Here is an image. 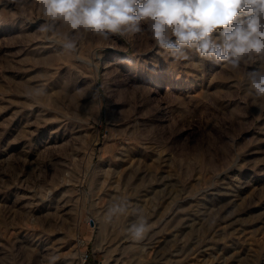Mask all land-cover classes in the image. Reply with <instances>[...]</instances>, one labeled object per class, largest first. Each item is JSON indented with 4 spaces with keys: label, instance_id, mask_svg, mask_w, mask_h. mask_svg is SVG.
Instances as JSON below:
<instances>
[{
    "label": "rangeland",
    "instance_id": "1",
    "mask_svg": "<svg viewBox=\"0 0 264 264\" xmlns=\"http://www.w3.org/2000/svg\"><path fill=\"white\" fill-rule=\"evenodd\" d=\"M38 3L0 0V264H264V100L246 69L174 62L147 34L67 53ZM117 197L148 218L143 241L130 210L108 220Z\"/></svg>",
    "mask_w": 264,
    "mask_h": 264
},
{
    "label": "clouds",
    "instance_id": "2",
    "mask_svg": "<svg viewBox=\"0 0 264 264\" xmlns=\"http://www.w3.org/2000/svg\"><path fill=\"white\" fill-rule=\"evenodd\" d=\"M9 2L21 8L25 4ZM38 7L44 20L39 31L49 37L65 29L63 39L55 42L67 53H78L89 35L108 41L147 34L174 62L191 61L195 55L233 72L245 68V94L264 100V0H39ZM26 95L36 98L46 92L35 87ZM129 210L134 219L126 233L143 241L151 225L142 209L117 197L106 215L111 221ZM55 260L51 257L49 264Z\"/></svg>",
    "mask_w": 264,
    "mask_h": 264
}]
</instances>
